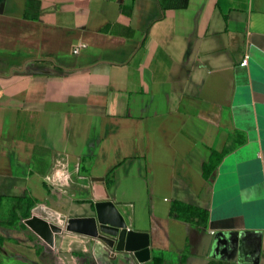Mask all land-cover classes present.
<instances>
[{
	"label": "crops",
	"instance_id": "1",
	"mask_svg": "<svg viewBox=\"0 0 264 264\" xmlns=\"http://www.w3.org/2000/svg\"><path fill=\"white\" fill-rule=\"evenodd\" d=\"M178 3L0 0V264H139L66 230L106 202L147 236L143 264H234L211 232L236 229L264 253V0Z\"/></svg>",
	"mask_w": 264,
	"mask_h": 264
},
{
	"label": "water",
	"instance_id": "2",
	"mask_svg": "<svg viewBox=\"0 0 264 264\" xmlns=\"http://www.w3.org/2000/svg\"><path fill=\"white\" fill-rule=\"evenodd\" d=\"M33 213L57 226L63 225L56 214L42 207L33 210ZM125 229L122 218L113 204L108 202L95 204V218L69 220L66 226L68 232L97 239L109 249L115 250L118 246L122 247L123 243V252L132 254L139 264L148 262L150 253L147 236ZM260 239L259 232L244 229L214 232L210 257L225 263L259 264Z\"/></svg>",
	"mask_w": 264,
	"mask_h": 264
},
{
	"label": "trees",
	"instance_id": "3",
	"mask_svg": "<svg viewBox=\"0 0 264 264\" xmlns=\"http://www.w3.org/2000/svg\"><path fill=\"white\" fill-rule=\"evenodd\" d=\"M187 0H180L178 3V7H185ZM163 7V5H162ZM211 156L210 163L208 165L203 166L204 175L207 176L210 171L213 170L217 161H214ZM13 205L11 206L9 218L7 221V226H17L21 228L19 225L21 219L29 216L30 209L35 205V202L30 201L27 197L13 199ZM3 204V198L0 197V209ZM24 207V209H22ZM176 214V217L185 222H189L191 224H195L200 227H204L207 223L208 214L207 212L193 208L190 206H185L179 203L174 202L171 206L170 214ZM152 264H163L162 260L159 258L152 259ZM220 264V263H217Z\"/></svg>",
	"mask_w": 264,
	"mask_h": 264
},
{
	"label": "built area",
	"instance_id": "4",
	"mask_svg": "<svg viewBox=\"0 0 264 264\" xmlns=\"http://www.w3.org/2000/svg\"><path fill=\"white\" fill-rule=\"evenodd\" d=\"M73 53L74 54H77L78 53V50H74ZM246 63H247L246 60H243L242 63H241V66H245ZM211 234H213V233L211 232Z\"/></svg>",
	"mask_w": 264,
	"mask_h": 264
},
{
	"label": "flooded vegetation",
	"instance_id": "5",
	"mask_svg": "<svg viewBox=\"0 0 264 264\" xmlns=\"http://www.w3.org/2000/svg\"><path fill=\"white\" fill-rule=\"evenodd\" d=\"M259 264H264V253L261 252L260 254V262Z\"/></svg>",
	"mask_w": 264,
	"mask_h": 264
},
{
	"label": "rangeland",
	"instance_id": "6",
	"mask_svg": "<svg viewBox=\"0 0 264 264\" xmlns=\"http://www.w3.org/2000/svg\"><path fill=\"white\" fill-rule=\"evenodd\" d=\"M58 228H59V227H58ZM58 228H57V229H58ZM57 229H56V230H57ZM58 230H59V229H58ZM51 246H52V240H51Z\"/></svg>",
	"mask_w": 264,
	"mask_h": 264
}]
</instances>
